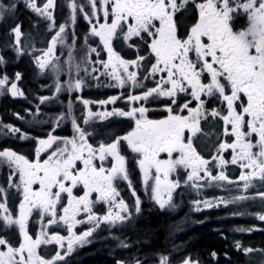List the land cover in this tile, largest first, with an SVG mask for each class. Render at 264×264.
Returning a JSON list of instances; mask_svg holds the SVG:
<instances>
[{
  "label": "snow or ice",
  "instance_id": "6c2138e0",
  "mask_svg": "<svg viewBox=\"0 0 264 264\" xmlns=\"http://www.w3.org/2000/svg\"><path fill=\"white\" fill-rule=\"evenodd\" d=\"M21 2L37 14L34 27H39L42 19L55 32L46 49L22 43L23 24L17 22ZM88 6L90 11H84L83 5L79 7L91 25L89 34L83 37L86 53L80 62H75L73 53L80 39L74 28L75 3L70 4L73 27L69 33L67 23L56 30L55 0H46L42 6L37 0H0V25L7 37L0 49V65L8 63L6 55L10 49L17 58L30 55L38 75L48 71L55 75L56 94L71 95L82 90L88 77L98 79L96 73L100 68L121 88L126 84L136 88L141 71L143 79L151 78L154 86L141 88L138 95L129 94L127 101L132 106L128 110L114 108L111 112L93 113L89 109L83 117L86 126L89 121L110 116L127 117L133 123L122 136L97 140L102 133L94 135L80 126L71 100L67 112L56 118L57 126L61 120L71 119V137L56 136L55 129L43 136H29L20 127L0 123V135L16 136L33 144L27 154L12 148L0 149V172L4 174L0 183V226L4 232L0 235V264H68L66 257L75 246L91 243L101 225L109 232L120 233L111 236L117 248L130 252L135 247L139 253L137 246L141 242L125 234L136 231L142 201L133 190L135 200L129 204L117 190L119 180L132 186L122 154L125 148L138 157L145 191L150 189L151 199L160 209L175 208L177 190L182 186L199 190L205 177L228 185L242 184L245 192L254 181L264 185V0H88ZM189 11L190 25L181 32L178 19ZM90 37L99 38L96 47L89 43ZM116 41L134 48L136 58H122L113 47ZM58 45L61 56L63 49H67V59L56 55ZM104 51L107 60L100 59ZM133 67L135 71L130 70ZM65 70L68 78L61 81ZM21 79L19 72L14 79L6 73L0 75V93L27 98L18 87ZM149 98H164L160 100L166 113L162 119H150L148 107L135 106L136 101L147 102ZM37 99L35 111L25 110L33 117L40 115V106L51 98ZM117 99L112 96L98 103H115ZM82 103L87 107L91 102ZM15 115L25 122V116L19 112ZM205 126L210 129L208 133ZM201 136H208L215 149L214 154L207 153L208 158L195 144ZM229 165L238 168L235 180L227 174ZM9 194L14 202L19 201L18 207L13 203L9 208ZM259 198L264 201V192H259ZM220 202L227 203L223 198ZM193 203L199 210L201 201ZM97 204L106 205V210L97 209ZM203 204L213 206L210 201ZM34 214L39 231L29 228ZM257 215L264 221V214ZM80 224L91 226L77 234L74 229ZM54 225H63L67 235H61ZM51 244L57 246L54 254H41V246ZM179 247L173 245L174 249ZM233 247L245 256V264H264V248L246 247L240 241H235ZM253 255L260 259L252 260ZM209 256L219 264L217 251H211ZM224 256L226 264H237L228 250H224ZM113 264H147V259L138 254L113 256ZM158 264L206 262L199 252L185 249L179 261L158 254Z\"/></svg>",
  "mask_w": 264,
  "mask_h": 264
},
{
  "label": "flooded vegetation",
  "instance_id": "af4514ba",
  "mask_svg": "<svg viewBox=\"0 0 264 264\" xmlns=\"http://www.w3.org/2000/svg\"><path fill=\"white\" fill-rule=\"evenodd\" d=\"M58 1L59 0H55V8L53 9L55 22L57 20L55 13L59 11ZM67 16L65 15V18ZM183 21H185V16L178 19V28L180 29V31L183 28ZM76 23L83 24L86 35L89 34V26L88 24H86L87 22L85 19L78 18V20L76 19ZM244 23L246 24V18ZM132 69L134 71L136 70L134 67L130 70ZM21 81L19 84V88L23 90ZM128 86V93L132 92L133 90V95H138L140 94L141 88L153 87L154 84L152 83L151 78H149L148 80H144L141 71L138 86L136 88H133L131 84H129ZM126 93V91L123 93L125 94L124 96L126 98L123 95L120 96L117 93V95L114 94L100 99L109 100L110 97L117 96V102H123L121 105H117V102H115V107L111 105L110 110H104L101 112H111L114 108L128 110L132 105L128 101L126 102L128 96ZM86 99L88 100V98ZM163 99L164 98L153 100L152 98H149V101L147 102L136 101L135 104L138 102H143V106L150 109V112L148 114L150 119H162L163 116L166 115V113L162 111L164 105L160 102V100ZM32 120L33 122L35 121L34 119ZM132 123L133 122L130 121L129 118L118 115L107 117L104 120L89 121V125L87 126L84 124L82 119L79 120L80 126L82 128L86 127L87 130L94 135L97 132L102 133V135L96 137L97 140L107 139L108 137H114L116 135L122 136L131 129ZM20 124L22 125L17 127H20L23 132H27L29 136H43L44 133L51 132L52 130L46 125H43L42 128L39 127L41 129L35 127L33 128V126L31 127V125H29L31 124L30 120L29 123H27L28 128L24 127L26 124L25 122H20ZM204 130L206 133L210 131L207 126H205ZM59 131H61L62 133L58 131L55 132H57V135L60 136L71 137L73 135V128L64 127ZM24 141L26 140H21V142ZM195 144L197 145V150L201 151V153L205 155L206 158H208L207 153L209 151H211L213 154L215 152L214 147H212V142L208 136H201L199 140L195 141ZM32 148L33 144L28 148L30 152ZM21 153L26 154L23 151ZM122 154L126 157V167L129 170V180L131 181L132 186L129 187L128 181L126 180H119L117 182V190L120 193V197L129 204H132L135 200V197L132 195L133 190H135L136 196H139L142 201V213L137 220L136 231L139 222H141L146 215L160 216L166 221L167 232L165 239L163 240L161 246L156 249L144 250L143 248H140L139 244L137 246L140 249L139 253H137V249L135 247L129 252L126 249L122 250L117 248V242L111 239L112 235H120L118 231L112 230L111 232H109L104 225H101V229H98L97 232L93 234L91 243L84 244L83 246H75L73 253H71L69 257H66L68 264H74L76 261L84 259V252L91 247H98L101 252H103L101 254H103V256H106L110 260V264H113V256H115L116 258H123L126 256H133L137 254L142 258H146L147 264H158V254L160 253L164 255H170V258H172L174 261H179L181 255L185 253V249L199 252L201 257L205 260L206 264H216V261L209 256V253L211 251L216 250H211L209 253H202L200 251L192 249L190 246V237L192 236V231L204 225H210L212 231L215 233L218 232L219 236L222 237L224 242L226 243L225 248L222 250V254L218 253L219 262L220 258L222 260L221 262H226L224 250H228V255L232 257L233 261H236L237 264H245V256L242 253H237V251L233 247L235 241H240L246 247L264 248V231H262L264 230V221L259 220L257 215L264 214V201H261V199L259 198V192H264V185H262L259 181H254L253 185L245 192L243 190L242 184L239 186L228 185L226 183L211 181L210 178L205 177V179L201 181L202 187L199 190L191 186H182L181 189L177 190V193L174 194V203L176 205L175 208L160 209L159 206L156 205L155 202L151 199L150 189L148 192L145 191L143 174L140 171L139 165L137 163L138 157H136L135 154L131 153L130 149L126 148L124 151H122ZM227 158L230 159V155H228ZM106 166L110 165L106 164ZM217 172L218 169L213 170V175H216ZM227 174L230 176V179L235 180L239 176L238 168L236 166L229 165ZM180 193L183 194L180 195ZM242 195L249 197V199H233V197H239ZM252 197L255 198L253 199ZM220 198H223L225 201H227V203L220 202ZM197 200L201 201L199 210H197L195 204L193 203ZM203 201H210L213 206L205 207ZM18 203L19 201L15 203L17 207ZM96 207L97 209L103 210H106L107 208L106 205L101 204H97ZM99 214L102 215L103 211H100ZM36 219L38 218L36 217ZM90 226L91 225L89 224H80L76 226L74 231L77 234H80ZM0 228H2V226H0ZM53 228L60 231L61 235H67V230L63 225H54ZM249 228H253L256 230L252 232L238 231V229ZM136 231H129L125 235L127 237H130L131 240H136ZM254 234H262V237L250 241L248 239V236ZM225 237L227 239H224ZM173 245H178L180 247L178 249H174ZM56 249L57 246L54 244L42 245L41 254L48 256L49 254H54V251ZM251 259L259 260L260 257L258 255H253Z\"/></svg>",
  "mask_w": 264,
  "mask_h": 264
},
{
  "label": "trees",
  "instance_id": "16d2710c",
  "mask_svg": "<svg viewBox=\"0 0 264 264\" xmlns=\"http://www.w3.org/2000/svg\"><path fill=\"white\" fill-rule=\"evenodd\" d=\"M59 11L55 13L57 17L56 20V29L62 23H65L68 15V6L66 1L59 0ZM65 4V5H64ZM66 12V14H65ZM59 14V15H58ZM192 12L189 11L185 13V21H183V28L181 32L184 30L185 26L190 25V17ZM17 16L19 20L17 22H22L24 37L22 38L23 44H31L36 49H45L48 46V42L54 31L49 30V22L44 21L42 19L39 20V27H34L37 24L38 16L31 9L24 7L21 2L18 8ZM78 28H76L77 36L80 37L77 48L82 49L83 47V37L86 35L84 31V25L79 23L77 24ZM7 37L5 36V28L0 25V49H2L3 44L5 43ZM95 43H92V41ZM89 42L92 47H96L99 44V40L97 37H90ZM102 47V45H101ZM85 49V48H84ZM114 49L119 52L126 59H135L136 51L134 48H128L127 45L122 44L119 41L114 42ZM86 50H82L81 58L84 57ZM0 54H3L0 51ZM143 55L144 53H140ZM95 55V54H94ZM93 55V56H94ZM101 57L104 60L106 56V51L101 52ZM6 59L8 63L5 65H0V75L7 74L9 78L14 79L15 73H22V87L25 92L24 99H13L9 96L8 93H4L0 98V117H2L3 122L5 124H13L16 127L21 126V121L17 120L16 113L19 112L20 115L25 116V128H28L27 123L29 120L31 122V127L41 129L44 125V121L51 116H56L61 112L67 111L66 103H69V99L66 98L65 95H60L55 98L54 102H45L40 106V115L38 117H33L31 114L25 112L26 109H30L31 111H35V105L39 103L37 97L45 96L51 94L49 92L48 86L51 81L47 78L48 72L44 75H38V69L36 68L35 62L30 55H22L20 57H16L14 51L11 49L8 51L6 55ZM63 60V58H62ZM107 77L102 78H92L89 77V84L86 86L83 97L85 98H94V99H103L110 95L117 94L119 89L117 86L115 87L111 83L103 82L107 80ZM72 101V100H71ZM74 101V99H73ZM72 101V102H73ZM57 102V106L54 103ZM123 102L118 101L117 105H121ZM77 105V106H76ZM76 108L73 109V115L77 118V120L81 119V107L77 102ZM34 119L35 121L33 122ZM71 119L67 121V126H71ZM41 127V128H39ZM37 135V134H36ZM32 142L30 140H26L21 142L20 139H17L16 136H0V149L2 148H12L19 152H25L26 154L30 152L28 149L31 147ZM4 181V174L0 172V183ZM18 200L13 201L11 198V194H9V208L13 207V203H16ZM16 205V204H15ZM17 206V205H16ZM36 217L35 215L30 218L29 227L30 229L37 230L38 224L35 223ZM166 221L160 216H148L146 215L139 225L137 226L136 231V240H139L140 248L145 249H156L163 243V240L166 236ZM4 234L3 228H0V235ZM9 235H12V230H9ZM262 237V234H254L248 236V239L253 241V239H257ZM13 240L15 236H12ZM190 246L192 249L196 251H200L202 253H209L211 250H216L218 253L222 254V250L225 248L226 243L223 238L219 236L218 232H213L210 225H204L192 231V236L190 237ZM101 250L98 247H91L84 252V259L76 261L74 264H110V260L101 254ZM220 262L219 264H226V262Z\"/></svg>",
  "mask_w": 264,
  "mask_h": 264
},
{
  "label": "rangeland",
  "instance_id": "374dc122",
  "mask_svg": "<svg viewBox=\"0 0 264 264\" xmlns=\"http://www.w3.org/2000/svg\"><path fill=\"white\" fill-rule=\"evenodd\" d=\"M66 1V3H67V6H68V16H67V20H66V22L65 23H67L68 24V29H69V33L71 32V29H72V27H73V25H72V23H71V15H72V9L70 8V4H72V3H75L76 5H77V11H76V19L78 20V18L79 19H85L84 18V15H83V13L81 12V11H79V7L80 6H84V11H90V8H89V6H88V0H65ZM37 3L38 4H40V6H42L44 3H46V0H37ZM53 12H54V10H53ZM86 20V19H85ZM86 24H88V29H89V32H90V27H91V25L89 24V22H88V20H86ZM77 24L79 25V23H76V21H75V25H74V28H75V32H77V30H76V28H78V26H77ZM56 30H58V28L56 29ZM54 34H55V32H54ZM54 34H52V35H54ZM50 40H51V37H50ZM49 40V41H50ZM98 40H99V38H98ZM90 43V42H89ZM47 48V47H46ZM45 48V49H46ZM82 50H86V49H84V48H80V49H78L77 48V46H76V50L74 51V53H73V55H74V61L75 62H80L81 60H82V58H81V52H82ZM61 51H62V49H61V47L58 45L57 46V51H56V55L57 56H61ZM94 55V54H93ZM120 55V54H119ZM121 56V55H120ZM100 57H101V55H100ZM122 57V56H121ZM63 58V60H65V59H67V49L65 48V49H63V55L61 56V59ZM105 59L104 60H107L108 59V54H107V52H106V56L104 57ZM123 58V57H122ZM93 59H95V55L93 56ZM100 59H103V58H100ZM125 59V58H124ZM126 60H129V59H126ZM82 67H83V65H82ZM97 67H100L99 65H97ZM131 71H134L133 69L131 70ZM102 72H103V69L102 68H100V71L99 72H97L96 73V76L98 77V78H102V77H107L108 79L107 80H105V81H103L104 83L105 82H108V83H111L112 85H114L115 87L117 86V88L119 89V91L120 92H118V94L121 96V95H125V94H123L125 91L127 92L126 94L127 95H129V94H134V92H133V90H132V92H129L128 93V88H129V84H126L123 88H121L120 86H118L117 84H116V82H115V80L113 79V78H111V77H109V76H106V75H103L102 74ZM81 75H83V73H81ZM47 78H49L50 79V81H51V83H50V85L48 86V89H49V92L51 93V94H49V95H45V96H47V97H50L51 99H49L48 101H46V102H54V100H55V98L56 97H58V96H60V95H65L66 96V98H68L69 100H72L73 101V99H74V101L72 102V110L73 109H75L76 108V104H77V102L79 103V105H80V107H81V113L80 114H82L81 115V119L83 120V117L85 116V115H87V112H88V110L90 109L93 113H101V111H104V110H110L111 108H110V106L112 105L113 107H115V105H116V103H108V104H105V105H100L98 102L99 101H101L100 99H94V98H88V101H90L91 103L87 106V107H85V105L82 103V101L83 100H87L85 97H83V92H84V90H85V88H86V86L89 84V82H88V79H89V77H88V79H87V83H86V85H85V87L82 89V90H80V91H78V92H74V93H72L71 95H69L67 92H61V93H59V94H56L55 93V86H54V81H55V75L51 72V71H48V75H47ZM68 77H67V75H66V70H65V74H62L61 75V77H60V79H61V81H63V80H66ZM11 79V78H10ZM23 91H24V89H23ZM4 93H0V98H1V96L3 95ZM117 95V94H116ZM126 95V96H127ZM79 97V99H77ZM117 97V96H116ZM125 97V96H124ZM126 98V97H125ZM19 100H22V99H24V97H19L18 98ZM69 102V101H68ZM116 102H117V100H116ZM125 102V101H124ZM126 102H127V99H126ZM55 104V106H57V102L56 103H54ZM68 104L69 103H66V106H68ZM76 105V106H75ZM136 106H143V102H138V103H136L135 104ZM67 109H68V107H67ZM65 112H67V111H64V112H61V113H65ZM61 113H59L58 115H56V116H51L50 115V117H48L45 121H44V125H46V126H48V128L50 127V129H55V131H58V132H61V131H59L61 128H64L63 126H67V121H68V119H65V120H61L60 122H59V125L57 126V124H56V118L61 114ZM80 119V120H81ZM32 120V119H31ZM69 120H70V118H69ZM0 123H3V124H5L4 122H3V119H2V117H0ZM78 123H79V120H78ZM68 128H73V126L71 125V126H69ZM49 129V130H50ZM52 130H51V132H52ZM53 132V134L54 135H56V136H60V135H57V132ZM62 133V132H61ZM59 134V133H58ZM1 136V135H0ZM60 137H64V136H60ZM38 230L37 231H39V225H38ZM255 261H258V260H255Z\"/></svg>",
  "mask_w": 264,
  "mask_h": 264
},
{
  "label": "water",
  "instance_id": "95a60500",
  "mask_svg": "<svg viewBox=\"0 0 264 264\" xmlns=\"http://www.w3.org/2000/svg\"><path fill=\"white\" fill-rule=\"evenodd\" d=\"M19 73H21V72H19ZM21 76H22V73H21ZM22 80V79H21ZM18 83V87H19V84H20V81L19 82H17ZM9 95H10V93H9ZM11 96V95H10ZM12 97V96H11ZM13 99H18L19 97H12Z\"/></svg>",
  "mask_w": 264,
  "mask_h": 264
}]
</instances>
